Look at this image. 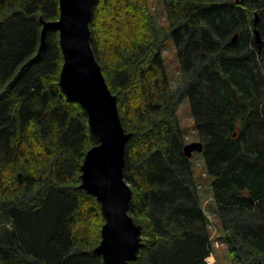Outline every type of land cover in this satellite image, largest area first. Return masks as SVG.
<instances>
[{"label": "trees", "instance_id": "trees-1", "mask_svg": "<svg viewBox=\"0 0 264 264\" xmlns=\"http://www.w3.org/2000/svg\"><path fill=\"white\" fill-rule=\"evenodd\" d=\"M164 8L160 20L148 0H95L90 20L132 133L124 173L143 231L132 264H209L203 184L178 113L184 98L235 264H264V0H164ZM59 14L60 0H0V264H105L96 252L102 206L80 188L98 138L59 85L57 29L40 51L42 19ZM168 42L180 60L175 79Z\"/></svg>", "mask_w": 264, "mask_h": 264}, {"label": "water", "instance_id": "water-1", "mask_svg": "<svg viewBox=\"0 0 264 264\" xmlns=\"http://www.w3.org/2000/svg\"><path fill=\"white\" fill-rule=\"evenodd\" d=\"M94 1L60 0L59 17L42 19L40 51L46 44L47 32L57 29L63 54L59 85L69 101L78 102L85 110L90 131L98 138V143L88 149L84 158L80 184V188L96 196L105 216L96 252L105 264H132L143 235L142 226L129 212L132 187L124 173L126 145L132 133L123 127L117 95L110 89L91 45ZM256 35L261 44L263 39L258 30ZM184 149L191 157L194 152L204 150V143L190 142Z\"/></svg>", "mask_w": 264, "mask_h": 264}, {"label": "rangeland", "instance_id": "rangeland-1", "mask_svg": "<svg viewBox=\"0 0 264 264\" xmlns=\"http://www.w3.org/2000/svg\"><path fill=\"white\" fill-rule=\"evenodd\" d=\"M154 13L164 20L166 16V9L164 8V0H148ZM164 62L170 76L176 78L180 70V60L177 54V50L172 44L168 42L163 52ZM179 118L187 132L190 142L200 140L197 135V128L195 119L191 113L190 103L187 98H184L179 107ZM187 138V139H188ZM192 163L194 168L195 176L199 183L203 184L204 199L203 205L206 211V215L209 221V231L212 241V252L206 258L209 264H235L234 257L230 251L229 244L225 239V231L223 227V221L218 211L216 201L213 197V190L210 183H207L203 179L204 172L206 170V162L201 152H196L192 157ZM82 183V180H81ZM83 189V188H82ZM87 191L86 189H84Z\"/></svg>", "mask_w": 264, "mask_h": 264}, {"label": "bare ground", "instance_id": "bare-ground-1", "mask_svg": "<svg viewBox=\"0 0 264 264\" xmlns=\"http://www.w3.org/2000/svg\"><path fill=\"white\" fill-rule=\"evenodd\" d=\"M58 18V17H57ZM257 26V25H256ZM62 90V89H61ZM64 94V93H63ZM188 157V156H187Z\"/></svg>", "mask_w": 264, "mask_h": 264}]
</instances>
